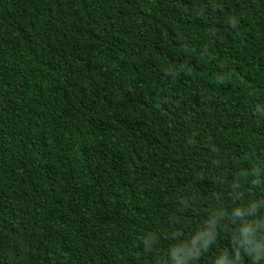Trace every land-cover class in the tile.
Returning <instances> with one entry per match:
<instances>
[{
  "label": "trees",
  "instance_id": "16d2710c",
  "mask_svg": "<svg viewBox=\"0 0 264 264\" xmlns=\"http://www.w3.org/2000/svg\"><path fill=\"white\" fill-rule=\"evenodd\" d=\"M0 264H264V0H0Z\"/></svg>",
  "mask_w": 264,
  "mask_h": 264
}]
</instances>
